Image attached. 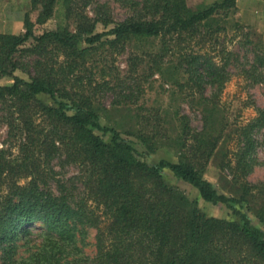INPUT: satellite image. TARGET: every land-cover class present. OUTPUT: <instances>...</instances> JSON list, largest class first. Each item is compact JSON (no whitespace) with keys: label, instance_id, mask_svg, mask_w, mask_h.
Segmentation results:
<instances>
[{"label":"trees","instance_id":"trees-1","mask_svg":"<svg viewBox=\"0 0 264 264\" xmlns=\"http://www.w3.org/2000/svg\"><path fill=\"white\" fill-rule=\"evenodd\" d=\"M236 2L220 0L192 8L187 0H134L133 13L118 21L108 4L98 0H32L41 8L36 23H47L62 7L75 21V31L60 26L37 34L36 23L26 14L23 33L0 32V79L13 80L0 84V120L7 124L9 137L20 141L17 155L0 149L3 264H264V230L235 206L250 204L254 187L244 184L239 198L229 197L204 177L224 134L223 126L215 127L221 121L213 102L230 79L227 69L234 56L226 47H216L221 32L227 30L217 16L229 14ZM91 4H95L93 15L87 12ZM98 25L104 30L97 31ZM233 28L236 36L242 34L243 45L254 44L248 33L241 32L240 23ZM157 37L162 48L149 55L154 59L151 69L161 71L165 58L175 56V69L187 76L192 88L203 91L211 85L216 91L211 97L201 95L208 113L203 130L193 135V150L186 153L184 141L179 162L150 165L130 141L101 122L98 89L109 82L92 81L86 65L99 45L120 54L133 40ZM193 42L200 46L197 51ZM19 53L34 57L35 72L29 79L16 74L28 67L16 57ZM255 58L254 70L244 73L262 81L264 46ZM132 68H137L135 63ZM260 127L264 109L242 134L246 144L238 165L244 170L256 144L251 129ZM139 136L145 140L143 133ZM62 156L81 167L85 196L77 207L39 186L54 172L51 161ZM165 168L196 188L204 201L232 209L239 220L204 215L196 201L165 180ZM24 179L28 181L22 184ZM258 190L264 197V189ZM248 208L264 224V201ZM87 223L97 230L91 257L77 246L81 226ZM34 227H39L37 233ZM33 235L34 251L13 258L17 242Z\"/></svg>","mask_w":264,"mask_h":264},{"label":"rangeland","instance_id":"rangeland-1","mask_svg":"<svg viewBox=\"0 0 264 264\" xmlns=\"http://www.w3.org/2000/svg\"><path fill=\"white\" fill-rule=\"evenodd\" d=\"M98 1L106 2L114 19L118 21L124 20L133 13L131 5L134 0ZM215 1L220 0H187V3L192 8H200L209 6ZM94 7L95 4L88 6L89 15L94 14ZM40 10V6H33L32 0H0V32L23 33L26 14L36 23ZM217 17L221 23L227 25V30L221 32L216 47L218 50L226 47V50H231L234 56L233 62L227 69L231 74L230 79L213 102L218 110L216 117L221 121L217 122L215 127L223 126L224 134L205 168L204 177L219 193L229 197L239 198L244 184L254 187L251 194L254 197H250L251 202L248 204L253 208L264 201L261 191L258 190L264 189V127L251 129L256 144L254 150L249 153V165L245 170L243 165H238V158L245 149L246 141L242 135L244 128L258 117L260 110L264 109V67L259 68L262 81L261 78L255 80L244 73L245 70H254L256 51L261 45L264 46V1L237 0L235 9L227 15L220 14ZM235 22L242 25L241 32L248 33L249 39L254 44H242V34L235 35L233 28ZM60 26L68 27L72 31H75L76 27L75 21L65 16L62 7L58 8L47 23H36L35 30L40 34ZM103 30L104 27L98 25L97 31ZM82 46L89 45L83 43ZM161 48L160 37L133 40L120 54H112L107 45H99L92 51L86 65L88 70L92 71V81L109 82L107 86L98 89L100 92L98 112L101 122L114 128L123 138L130 141L142 154L141 158L150 165H156L161 160L179 162L184 156L181 149L184 141L188 145L185 152L193 150L191 147L194 143L193 135L203 130L208 113L201 95L211 97L216 91L211 85H206L203 91L192 88L187 82V76L175 69V56L165 58L161 71L151 69L150 64L154 59L149 55H156ZM192 48L197 51L200 46L193 42ZM16 57L28 66L25 69H18L16 74L29 79L35 72L32 65L34 57L25 53H19ZM134 63L137 68L132 71ZM12 82L9 77L0 79L2 85ZM39 98L48 104L53 103L47 95H40ZM118 101L121 103L118 104ZM142 133L145 140L139 136ZM19 142L9 137L7 124L0 120V149H7L17 155ZM50 167L54 172L46 176L44 181L39 182L40 188L77 207L85 196V186L82 178H79L80 165L67 163L62 156L53 159ZM163 175L168 183L178 187L191 200L196 201L204 215L239 220L238 215L226 205L204 201L196 188L177 178L168 168L163 170ZM27 181L24 179L21 183ZM248 205L235 204L238 210L249 215L255 226L264 230V224ZM33 231L37 233L39 227H34ZM96 233V228L88 223L81 226L77 246L84 255L91 257L95 254ZM27 239L23 237L17 242L18 248L13 258L27 257L34 251L32 245L35 235L28 236ZM3 263L4 249L0 247V264Z\"/></svg>","mask_w":264,"mask_h":264}]
</instances>
